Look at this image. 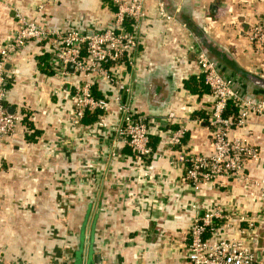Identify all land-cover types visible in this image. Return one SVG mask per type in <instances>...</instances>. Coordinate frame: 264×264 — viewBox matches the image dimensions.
Here are the masks:
<instances>
[{
  "label": "crops",
  "instance_id": "1",
  "mask_svg": "<svg viewBox=\"0 0 264 264\" xmlns=\"http://www.w3.org/2000/svg\"><path fill=\"white\" fill-rule=\"evenodd\" d=\"M160 3L171 19L160 15ZM19 13L42 17L53 30L98 31L111 26L115 8L108 0H0V50L19 28ZM263 13L264 0H146L132 63L125 59L108 68L130 87L124 98L150 118V144L160 153L154 158L139 159L116 137L119 114L113 103L100 118L89 112L84 126L72 123L69 82L78 76L62 82L54 74L48 40L14 54L8 68L16 74L7 78L6 105L22 121L0 142V259L6 264H191L193 204L201 210L217 205L254 210L256 204L234 179L220 178L195 191L177 158L182 148L194 155L211 151L207 117L213 99L197 64L199 49L234 76L241 91L264 92L249 78L264 79V51L249 37ZM91 79L102 95L117 94L100 76ZM169 112L175 113L173 122ZM251 121L231 135L260 149V158L249 160L245 172L262 178L264 117ZM180 124L187 128L184 145L171 149L164 128Z\"/></svg>",
  "mask_w": 264,
  "mask_h": 264
},
{
  "label": "built area",
  "instance_id": "2",
  "mask_svg": "<svg viewBox=\"0 0 264 264\" xmlns=\"http://www.w3.org/2000/svg\"><path fill=\"white\" fill-rule=\"evenodd\" d=\"M115 8L111 26L98 31L53 30L45 25L43 18L31 19L18 14L19 28L10 36L0 50V142L15 134L22 115L8 110L7 78L16 74L8 63L12 56L23 50L29 43L48 40L52 48L51 67L54 74L65 81L74 74L70 98L74 102L72 123L84 126L87 112L98 118L113 103L118 108L119 120L116 137L132 148L139 159L154 158L160 154L150 144V118L136 111L131 98H124L131 92L130 87L121 82L108 68L109 64H119L125 59L132 63L140 44L141 21L145 17L146 0H108ZM44 7L39 8L43 16ZM160 15L172 16L160 3ZM128 23V24H127ZM129 25V27H127ZM249 37L257 49L264 51V13L253 24ZM197 64L210 89L213 99L207 117L210 128V153L189 154L183 148L177 162L184 170V179L195 191L205 183H216L220 178L234 179L246 189V195L256 204L251 211L237 212L222 205L207 206L204 210L193 204L195 213L189 229L188 257L191 264H264V177L258 178L245 172L249 160L260 158V149L247 139L232 136L236 128L247 127L253 116L264 117V97L256 91L243 92L237 87L234 76H227L205 49L197 52ZM73 65V73L69 65ZM100 76L115 85L117 94L97 97L93 94L92 76ZM238 108L237 113L228 114L230 103ZM175 113L169 112L167 119L175 120ZM264 126V124H263ZM165 145L169 148L183 147L187 135L184 124L166 131ZM0 264H6L0 259Z\"/></svg>",
  "mask_w": 264,
  "mask_h": 264
},
{
  "label": "trees",
  "instance_id": "3",
  "mask_svg": "<svg viewBox=\"0 0 264 264\" xmlns=\"http://www.w3.org/2000/svg\"><path fill=\"white\" fill-rule=\"evenodd\" d=\"M128 24V23H127ZM127 27H129V25L127 26ZM129 29H130V27H129ZM140 45V44H139ZM139 47V46H138ZM211 57V56H210ZM212 58V57H211ZM213 59V58H212ZM124 62V61H123ZM110 65V64H109ZM108 65V66H109ZM49 67V66H48ZM51 73H52V70L50 71ZM245 73V72H244ZM203 85H204V88L206 89V87L208 88V90L210 91V89H209V87L206 85V83L203 81ZM206 86V87H205ZM192 88V90H194L195 88L194 87H191ZM202 88H203V86H202ZM93 94L95 95V96H97V97H104V95H102L101 93H99L98 91H97V86H96V84L95 85H93ZM237 111H238V108L234 105V103H230L229 104V107H228V109H227V112L226 113H228V114H232V113H237ZM89 112H87V114H88ZM86 114V115H87ZM94 116L96 115V114H93ZM86 117V116H85ZM22 121V120H21ZM169 126H171L170 128H172L173 127V125H167V126H165V128H164V130H167V129H169ZM174 128V127H173ZM150 139H151V134H150ZM151 142V141H150Z\"/></svg>",
  "mask_w": 264,
  "mask_h": 264
},
{
  "label": "water",
  "instance_id": "4",
  "mask_svg": "<svg viewBox=\"0 0 264 264\" xmlns=\"http://www.w3.org/2000/svg\"><path fill=\"white\" fill-rule=\"evenodd\" d=\"M69 68H70V70H73V65L70 64V65H69ZM249 78H250V80H251L256 86H259V87H261L262 89H264V79H261V78H259V77H255V76H252V75H251ZM259 94H261L262 96H264V92H260ZM98 257H100V256H98Z\"/></svg>",
  "mask_w": 264,
  "mask_h": 264
},
{
  "label": "rangeland",
  "instance_id": "5",
  "mask_svg": "<svg viewBox=\"0 0 264 264\" xmlns=\"http://www.w3.org/2000/svg\"><path fill=\"white\" fill-rule=\"evenodd\" d=\"M260 96H262V95H260ZM262 97H264V96H262ZM262 236H263V238H262V243H264V231H262Z\"/></svg>",
  "mask_w": 264,
  "mask_h": 264
}]
</instances>
